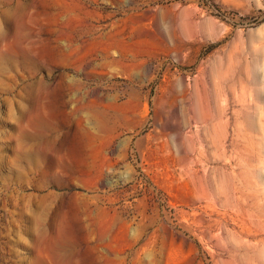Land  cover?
Here are the masks:
<instances>
[{
  "label": "rangeland",
  "instance_id": "1",
  "mask_svg": "<svg viewBox=\"0 0 264 264\" xmlns=\"http://www.w3.org/2000/svg\"><path fill=\"white\" fill-rule=\"evenodd\" d=\"M0 264H264V0H0Z\"/></svg>",
  "mask_w": 264,
  "mask_h": 264
},
{
  "label": "bare ground",
  "instance_id": "2",
  "mask_svg": "<svg viewBox=\"0 0 264 264\" xmlns=\"http://www.w3.org/2000/svg\"><path fill=\"white\" fill-rule=\"evenodd\" d=\"M70 38V37H69ZM72 39V38H71ZM61 48V47H60ZM206 118V116H204ZM204 118V119H205ZM205 125H217L219 123V119L217 117L208 116L204 121ZM38 137V136H37Z\"/></svg>",
  "mask_w": 264,
  "mask_h": 264
}]
</instances>
